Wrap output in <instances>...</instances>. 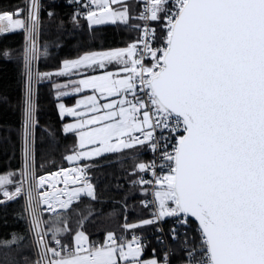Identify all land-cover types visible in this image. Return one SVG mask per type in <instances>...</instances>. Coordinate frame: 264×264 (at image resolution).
<instances>
[{"label": "snow or ice", "instance_id": "1", "mask_svg": "<svg viewBox=\"0 0 264 264\" xmlns=\"http://www.w3.org/2000/svg\"><path fill=\"white\" fill-rule=\"evenodd\" d=\"M71 2L87 10L73 14L77 25L81 16L90 28L117 22L128 25L132 19L145 24L131 25L141 35L126 48L85 53L64 61L61 71L41 74L33 72L40 53L39 0H27L26 10L0 12V33L21 29L27 34L23 53L25 169L19 180L12 174L0 175V193L8 200L27 196L24 213L37 249L35 264H168L167 253L163 262L141 259L144 245L135 236L126 241L108 232L105 242L96 244L77 230L74 243H64L61 237L72 231L67 214L71 205L79 203L82 195L96 199L87 178L88 166L61 169L66 187L69 182L82 183L67 193V199L38 191L47 181L33 174V81L70 76L74 69H106L112 63L120 66L117 74L106 71L70 79L71 92L69 84H54L58 99L85 89L94 93L78 100L75 107L58 105L62 118H76L62 129L77 141L78 150L66 159L75 162L145 145L156 153L163 140L161 163L154 160L135 166L139 172H152L154 179L141 177L138 183L145 195L149 189L144 186H152L151 203L158 208L153 219L141 223L176 217L178 224L186 226L194 218L199 245L194 240L189 244L185 234L184 264H264V0H134L143 9L136 16L128 0ZM149 21L163 23L159 47L154 46L156 31L148 27ZM43 54L47 55L46 48ZM0 55L7 58L9 53ZM121 72L126 75L120 77ZM100 99L106 102L101 104ZM169 144L171 151H167ZM158 167L167 172L157 174ZM5 185L14 189L9 191ZM142 203L148 207L150 202ZM43 212L48 219L42 217ZM84 222L78 221L79 229ZM171 237L178 239L176 228ZM23 239L14 236L4 246L11 248Z\"/></svg>", "mask_w": 264, "mask_h": 264}, {"label": "trees", "instance_id": "2", "mask_svg": "<svg viewBox=\"0 0 264 264\" xmlns=\"http://www.w3.org/2000/svg\"><path fill=\"white\" fill-rule=\"evenodd\" d=\"M133 16L138 15L140 7L134 0ZM40 28L37 46L40 50L36 62V72L56 73L63 69L64 61H72L85 53L106 52L126 48L138 37V31L131 27L139 23L132 19L128 25L116 24L94 25L91 28L85 18H79V24L72 21L75 8L69 0H40ZM26 0H0V12H14L24 9ZM49 12L53 13L50 17ZM156 37L160 29L156 28ZM26 41L22 31L14 30L0 36V53L7 51L9 56L0 55V175L12 174L13 179H20L22 160L21 128L23 123V97L25 94V68L23 53ZM47 49V55L43 50ZM97 69L93 72L104 71ZM68 76L52 75L50 79H36L34 98L33 128V171L36 176L66 168L72 164L66 156L76 148V138L62 131L67 118L59 114L54 84H64ZM70 97H64L67 100ZM149 159L146 145L140 151L131 154L108 153L81 163L89 165L88 178L95 189L96 199L82 197L79 203H73L68 211L71 233L61 237L64 243L73 244V236L82 230L89 241L102 244L108 232L120 236L130 232L145 237L144 256L155 257L161 261L166 246L170 251L171 264H184L185 234L189 244L198 245L197 224L180 225L176 219L164 221V233L156 231L153 224H142L150 219L151 210L142 203L147 195L141 191L138 181L143 174L135 170L140 161ZM135 170V174H133ZM144 187L147 188L145 185ZM10 190L14 185H9ZM0 199L4 197L0 196ZM25 205L19 196L13 200L0 203V264H34L35 248L29 224L24 213ZM94 213L89 216V213ZM42 217L48 219V213ZM85 219L82 229L78 221ZM125 224H138L139 227L126 229ZM176 228L178 239L173 240L171 230ZM16 236H23L11 248L4 246V241H11ZM50 239V236H49Z\"/></svg>", "mask_w": 264, "mask_h": 264}, {"label": "rangeland", "instance_id": "3", "mask_svg": "<svg viewBox=\"0 0 264 264\" xmlns=\"http://www.w3.org/2000/svg\"><path fill=\"white\" fill-rule=\"evenodd\" d=\"M128 1H131V0H128ZM113 7H119V5H113ZM106 24H108V23H106ZM17 30H19V31H21V29H17ZM25 36H27V34H25ZM38 36V35H37ZM26 41V40H25ZM38 47V46H37ZM120 66L119 65H117V64H115V63H112V64H109L108 66H107V68L104 70V71H98V72H93V73H87V72H80V71H75V72H73V74L72 75H70V76H68V79L64 82V84H69V80L71 79V80H79V79H83V78H86L87 76H99V75H103L106 71L107 72H113L114 74H117V69L119 68ZM33 69H34V67H33ZM97 69V68H96ZM85 70H87V69H85ZM33 72H34V70H33ZM118 75L120 76V77H123V76H125L126 74L125 73H118ZM25 94H24V99H23V108H24V101H25V97H26V87H27V77H26V74H25ZM35 83H36V79H35ZM69 92H71V85L69 84V87H68V89H67ZM32 92H33V95H32V101H33V105H34V98H35V84H34V81H33V85H32ZM81 93H86V94H84V95H79V96H76L77 94H74V95H69V96H65V97H70V96H72L71 97V100H72V98H74L75 99V102L77 103V99H79L78 97H83V98H85V97H87V96H89V95H93L94 93H93V91L91 90V89H85V90H83L82 92H80L79 94H81ZM97 96H99V93H95ZM60 98H62L61 100H59L58 101V103H57V107H58V105H59V103H64L65 104V106L67 107V104H66V102L63 100V98L64 97H60ZM108 99L109 100H111V99H116L115 97H108ZM80 100V99H79ZM106 101L104 100V99H100L99 100V103H101V104H103V103H105ZM58 110H59V114H60V109H59V107H58ZM63 118H67L66 119V121H65V123H64V125H63V127L65 126V125H67V124H69V123H73V122H75L76 121V118L75 117H71V116H64ZM21 141H22V152H21V154H22V160H21V167H20V176H21V174H22V172L24 171V169H25V159H24V114H23V123H22V128H21ZM30 142H31V151H32V168H33V131H32V134H31V137H30ZM140 149H141V146H137V147H134V148H132V149H123V150H121V151H117V152H106V153H103V154H101V155H104V154H108V153H123V152H129V153H131V154H134V153H137L138 151H140ZM78 150V149H77ZM100 155V156H101ZM97 157H99V156H94V157H92V158H90V159H84V160H79V161H75V162H70V164H72V165H70V166H68V167H66V168H59V169H56V170H54V171H51V172H48V173H44V174H42V175H39V176H36L35 174H34V171H33V174H34V176L36 177V178H39V177H45L46 178V181H47V183L45 184V186H44V188L43 189H38V191H47V192H49V193H51V194H53V195H60L61 196V198H63V199H65V196H66V194L69 192V191H71V190H73V189H75V188H79V187H81L82 186V183L81 182H77L76 184H72L71 182H69L68 183V185H67V187L65 186V184L62 182L63 181V178H64V173L61 171V169H64V170H68V169H71V168H74V167H81V166H88L87 168H90L89 167V165L88 164H86V163H84V164H82L81 162L82 161H90V160H92V159H94V158H97ZM140 162H144V163H146L145 161H140ZM140 162H138V163H140ZM88 171H89V169L87 170V178H88ZM57 172H60V175H55V176H53L54 178L53 179H51V178H48V176H50V175H53V174H55V173H57ZM58 179H60V180H58ZM89 179V178H88ZM31 183H36V181L35 180H32L31 181ZM51 185V186H50ZM93 185V184H92ZM5 188H7V190H9V191H11L10 190V188H9V185H5L4 186ZM94 187V186H93ZM24 188H25V190H27V188H28V183L26 182L25 183V185H24ZM94 191H95V189H94ZM0 196H2L3 197V195H2V193H0ZM22 199H23V202H24V205H26V201H27V196L26 195H24V194H22L21 196H20ZM82 197H85V198H89V197H87V196H81L80 197V199L82 198ZM4 201H7L8 199L6 198V197H4V199H3ZM42 208L43 207H45V206H41ZM59 211H64V210H59ZM32 238H33V233H32ZM105 240H106V238L104 239V242H105ZM103 242V243H104ZM73 243H74V240H73ZM102 243V244H103ZM33 245H34V248H36L35 247V243H34V239H33ZM153 258H155V257H150V256H144V249L142 250V257H141V259H143V260H145V261H147V260H150V259H153ZM156 259V258H155ZM35 262H36V260H35ZM35 264V263H34Z\"/></svg>", "mask_w": 264, "mask_h": 264}, {"label": "built area", "instance_id": "4", "mask_svg": "<svg viewBox=\"0 0 264 264\" xmlns=\"http://www.w3.org/2000/svg\"><path fill=\"white\" fill-rule=\"evenodd\" d=\"M39 1H40V0H39ZM69 2H70V3L73 5V7L75 8V12L84 13V12L87 11V10H86L85 8H83L82 6H79V5H77V4L72 3L71 0H69ZM27 6H28V5H27V0H26V6H25V8H24L25 10L27 9ZM142 10H143V9L140 8L139 12L142 11ZM81 18H84V17L81 16ZM144 24H145V21L140 20L139 23H135V24H133V25H144ZM147 24H148V27H149V28H153V29H155V30H156V28H159V29H160V36H159V37L156 39V41L154 42V46H155V47H159L160 44H161L162 37H163V35H164V27H163V23H162V22H153V21H149V22H147ZM132 28H133V27H132ZM134 29H135V28H134ZM136 30L138 31V37H139V36L141 35V32H140V30H138V29H136ZM21 31L24 33V36H25L26 33H25L23 30H21ZM10 32H12V31L2 32V33H0V36L5 35V34H8V33H10ZM138 37H137V38H138ZM137 38H136V39H137ZM136 39H135V40H136ZM25 40H26V36H25ZM135 40H134V41H135ZM132 42H133V41H132ZM132 42H131V43H132ZM36 62H37V60L33 63V67H34L33 70H34V73L36 72ZM145 63L150 64L151 61H150V60H146ZM34 84H35V80H34ZM140 95L143 96V92H141ZM136 135H140V133H136ZM157 136H159V131H157ZM173 143H174V140H173ZM160 144H161V150H160V152H156V153L150 151L149 148L146 146V150H147V152L149 153V159L147 160L146 164H149V163H151V162L154 161V160H155L158 164L162 162V161H161V152L164 151V149H163L164 141L161 140V141H160ZM171 150H172V144H169V145H168V148H167V151H171ZM81 167H84V166H81ZM88 169H89V168H86V173H87V170H88ZM156 172H157V174L163 175L164 172H167V169L165 168V169H163V171H161V169L158 167V168L156 169ZM77 175H79V174L77 173ZM141 177H143L144 179H147V180H152V179H154L152 172H143V174L140 176V178H141ZM140 178H139V180H140ZM146 186H147V188L149 189V193H148L147 197L144 199V201H149V202H150V203L148 204V207H149L150 210H151V216H150V219H153V213L156 212V211H158V208H157V205H155L154 203H151V201L153 200V196H152V194H151L152 186H151V185H146ZM65 198H66V196H65ZM62 199H63V198H62ZM169 218H172V219L174 218V219L177 220L176 217H165V218H163V219L157 221L156 223H153V225L155 226L156 231H158L161 235H163V233H164V228H163V226H164V221H165L166 219H169ZM196 231L198 232V235H199L198 226H196ZM31 236H32V233H31ZM134 236H135L136 238L139 239V241H140V243H141L142 245L145 244V237L142 236V235H140V234H138V233H134V232H130V233L128 234V233L125 231L124 234H122V235H120V236H116V237H117L118 239H119V238H123V239L126 240V241H131L132 238H133ZM32 239H33V238H32ZM197 240H198V245H199V236L197 237ZM165 246H166L165 253H167V261H168V264H171V263H170V251H169L167 245H165ZM35 253H36V260H37V259H38V256H37V249H36V248H35ZM165 253H163V255H162L161 262H163L164 259H165Z\"/></svg>", "mask_w": 264, "mask_h": 264}, {"label": "crops", "instance_id": "5", "mask_svg": "<svg viewBox=\"0 0 264 264\" xmlns=\"http://www.w3.org/2000/svg\"><path fill=\"white\" fill-rule=\"evenodd\" d=\"M97 69H99V68H97ZM97 69H95V70H97ZM95 70H93V69H87V70H85V69H78V70L74 69L73 72H75V71H80V72L93 73V71H95ZM84 94H86V93L77 94L76 96L84 95ZM78 98H79V99H84L83 97H81V98L78 97ZM79 99H77V101H78ZM64 101L66 102L67 107H75V105H76V102H75V99H74V98H72V100H71V98H68L67 100H64ZM58 111H59V110H58Z\"/></svg>", "mask_w": 264, "mask_h": 264}, {"label": "bare ground", "instance_id": "6", "mask_svg": "<svg viewBox=\"0 0 264 264\" xmlns=\"http://www.w3.org/2000/svg\"><path fill=\"white\" fill-rule=\"evenodd\" d=\"M53 176H55V175H50V176H48V178H51V179H53L54 177ZM43 177V176H42ZM58 180H60V179H58ZM70 192V191H69ZM65 199H67V194H66V198Z\"/></svg>", "mask_w": 264, "mask_h": 264}, {"label": "water", "instance_id": "7", "mask_svg": "<svg viewBox=\"0 0 264 264\" xmlns=\"http://www.w3.org/2000/svg\"><path fill=\"white\" fill-rule=\"evenodd\" d=\"M189 219H191L192 221H194V222L197 224V222L194 220V218H191V217H190Z\"/></svg>", "mask_w": 264, "mask_h": 264}]
</instances>
